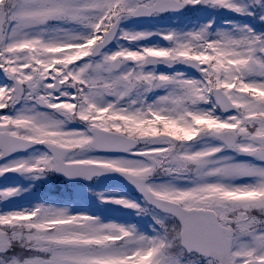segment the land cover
Wrapping results in <instances>:
<instances>
[{"label": "rangeland", "instance_id": "obj_1", "mask_svg": "<svg viewBox=\"0 0 264 264\" xmlns=\"http://www.w3.org/2000/svg\"><path fill=\"white\" fill-rule=\"evenodd\" d=\"M63 1L70 3V0ZM183 1L196 4L199 0ZM112 2L113 0L83 2L78 5L82 7V11H79L77 6L69 8L67 14L78 12L86 20V27H80V29L73 31L72 33H75L74 36L70 33L62 36L65 27H55L45 23L44 20L53 14L58 16V12L57 10L54 11L55 8H52V4H50L52 12L39 19L33 17L31 13L26 18L18 8L15 11L14 9L8 10L7 19L9 23L6 28L5 43L0 48V81H4L5 77L15 76L24 83L27 92H30V94L37 93L38 76L46 73V66L51 65L54 58H59L61 60L60 65L64 67L70 65L71 60L68 58L76 60L80 57L82 59L80 71L72 73L77 75L80 72L79 80L86 85V89L82 88L83 91L79 94L80 99L77 100L76 105L68 104L65 107V111L72 113L75 110L74 116L85 119L86 122L88 121L92 125L97 124L100 127L106 126L108 123V119L103 118V114L108 108H111L113 112H122L127 117L133 116L132 113L138 112L144 115L143 108L140 105L138 107L135 106L133 109L131 108V103L126 107L128 102H123L122 97L130 86L129 81H147L151 82V84L154 81L157 83L161 82L159 89H162L167 82L174 80V75H167L164 72L166 71L165 68L176 65V62L182 60L188 53H192L199 58L203 64L211 55H214L216 59L220 58V62L225 65L226 70H229L230 66L233 65V67L240 69L244 74L243 81L247 87L264 91V63L261 55L257 52L259 49H264V40L262 34L252 31L248 24L243 21L244 18L248 17H244L247 11L244 7L246 5L242 0H214V4L218 6L215 14L209 16V18H203L195 23L186 25L185 28H178L167 21H163L161 26L154 25V22H149L147 25L131 23L128 16H130L136 3L133 0H118L119 11L122 16L118 31L120 37L113 47L105 50L101 57L94 60L89 55L85 58L82 57L85 54L84 51H78L71 56L69 54L68 56L67 53L56 54L57 50L62 49L68 43L79 44L83 41H90L92 39L91 31L94 29L96 20ZM36 4L38 6L36 10L40 13L41 0H38ZM259 7L262 10L260 18L264 21V4L259 5ZM61 11L63 13L66 12L63 9ZM219 14L227 15L233 20L226 21L229 25L224 22L214 24L216 22L215 18L219 17ZM24 19L28 21L25 22ZM105 27L107 28L106 23H103L102 28L104 29ZM164 38H170V44H164ZM194 40L195 43L193 42ZM145 53L155 54L160 58V72L142 67ZM128 54L135 56L136 68L131 67L130 64H125L117 72L111 71L109 63L112 58L118 55L124 60V58H128ZM36 61H40L43 64V68L36 69V72L39 73L37 77H34L36 73L34 74L32 70L24 67V63H30V67L35 68ZM89 64H92L93 68L87 73L86 66ZM177 75L178 77L181 76L179 73ZM180 80L185 82L186 86L190 88V95L193 98L191 110L184 106L186 101L185 91L184 96L178 99L171 95L179 94V89L167 88L166 91L160 92L149 101L153 110L151 114L161 116L163 120L170 124L180 121L185 134L195 136L194 143L186 145L184 150L178 152L176 159L178 166L188 162H195L197 164L195 172L197 173L200 170V176L194 178L190 176V180L184 183H181L175 176L174 182L153 183V188L158 193L173 197L185 204H216L219 205V208H222V211L240 213L243 216L255 211L260 212L261 209H264V145L257 146L252 143V135L245 132V124L254 119L250 112L258 105L257 102L243 92L240 86L236 87L235 85L234 88L228 90V93L233 101L243 108L245 114L243 116L228 115L221 117L210 108L204 106L205 93L200 88L199 93L197 79L183 77ZM3 83L0 82V87ZM132 93L138 94L139 98L144 95L141 90H135ZM110 96L114 97L113 100L108 98ZM126 98L129 100L130 96H126ZM139 101H141V98ZM173 103L174 112H170L169 107ZM185 112H188L191 119L183 118ZM146 117L149 118L147 113ZM193 117L196 119L202 118L207 122V125H213L214 129L212 130L208 127V131L211 134L213 131L233 129L237 138L235 149L237 157L241 155L251 156L255 160L257 159V163L254 164L251 161L242 160L234 161L232 159L233 162L231 158L229 159L228 152L220 143L209 140L207 134H202L198 137L195 134V128L191 124ZM28 119L34 121V125L27 123ZM247 119L248 121L246 122ZM36 120L38 121L37 117L27 111V105L25 104L18 107L13 116L8 117L10 129L15 133L20 128H24L27 135L37 137L44 130V132L49 131L53 138L58 140L65 142L67 140L74 141L75 130L59 127L54 122L39 123ZM29 125H33V127L30 126L29 128ZM111 125L114 128H118L120 122L113 120ZM261 128V134L264 135V125ZM59 135H62V139L57 138ZM71 137L72 139H70ZM156 145H153V153L151 154L155 155L159 150H166V147L156 149ZM81 154V152L75 154L72 159H80ZM84 156L86 158L93 157L88 154H84ZM147 158L149 159L148 162L129 157H113L110 159L111 164L114 166L125 169L132 168L135 171L147 173L152 169L154 157L148 156ZM18 166L22 167L23 173L30 176L31 174L28 171H38L50 167V160L45 153L35 150L26 156H18L11 159L0 166V171L8 168H18ZM25 194L26 188H0V196L8 201L13 198L23 197ZM99 196L105 201L106 205L108 204L106 207H112L114 204L123 203L122 196L125 195L119 190L112 189L101 190ZM124 203L127 206H133L134 204L128 199L124 200ZM24 213V211L14 212V214ZM64 213L69 218L74 216L78 219L85 218L83 213L76 210L69 211L67 207ZM42 214L49 216L51 220L61 218L63 211L55 209L53 211L49 210L47 213L42 211L41 216ZM6 217V213L0 214L1 219ZM250 218L248 215V219ZM46 219L48 218L46 217ZM123 234H126L125 240L128 243H132L133 249H125L124 247L119 250H113L106 246L103 249V253L91 249L104 247V238L107 240L108 238L115 239ZM76 236L77 233L66 245L53 250V257L50 260L42 263L35 259L32 263L27 264H57V261L62 257L83 260L90 264H119V256L128 260L129 257H134V255L138 259L130 262L132 264H170L163 257L149 258L148 238L143 233L133 230L132 227L119 223H106L101 235L96 237L98 238L97 242L91 246L87 244L88 240L86 241L84 237L76 239ZM241 240L242 235H236L235 245L237 246L236 250L239 258L249 257L256 252L248 249ZM28 242L42 252H47L53 245L49 242L45 243L35 236L29 237ZM143 254L145 257H140ZM173 264H181V262L177 260Z\"/></svg>", "mask_w": 264, "mask_h": 264}, {"label": "water", "instance_id": "obj_2", "mask_svg": "<svg viewBox=\"0 0 264 264\" xmlns=\"http://www.w3.org/2000/svg\"><path fill=\"white\" fill-rule=\"evenodd\" d=\"M0 25H1V22H0ZM171 208V211H173L174 213L178 214V215H181L182 211L180 209L177 208V206H170ZM202 238L201 237H197L194 235V238L192 237H186V245L190 246V247H201V242H202ZM195 249H199V248H195ZM207 255H211L213 256L214 255V252L212 251H209V252H206Z\"/></svg>", "mask_w": 264, "mask_h": 264}]
</instances>
